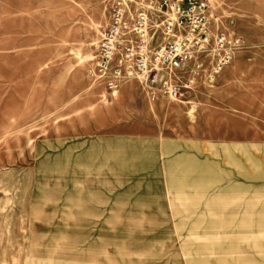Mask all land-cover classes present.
Here are the masks:
<instances>
[{"label":"rangeland","instance_id":"rangeland-1","mask_svg":"<svg viewBox=\"0 0 264 264\" xmlns=\"http://www.w3.org/2000/svg\"><path fill=\"white\" fill-rule=\"evenodd\" d=\"M116 0H0V264H264V0L215 83L90 76Z\"/></svg>","mask_w":264,"mask_h":264},{"label":"built area","instance_id":"built-area-1","mask_svg":"<svg viewBox=\"0 0 264 264\" xmlns=\"http://www.w3.org/2000/svg\"><path fill=\"white\" fill-rule=\"evenodd\" d=\"M240 43L219 26L208 0H116L89 73L113 95L137 75L152 101L178 100L197 82L215 83Z\"/></svg>","mask_w":264,"mask_h":264}]
</instances>
